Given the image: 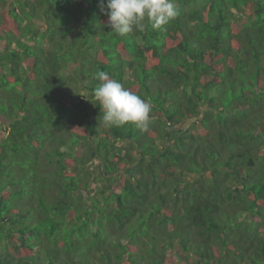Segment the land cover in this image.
Instances as JSON below:
<instances>
[{
  "label": "trees",
  "instance_id": "16d2710c",
  "mask_svg": "<svg viewBox=\"0 0 264 264\" xmlns=\"http://www.w3.org/2000/svg\"><path fill=\"white\" fill-rule=\"evenodd\" d=\"M173 2L119 36L100 0H0V264H264V0ZM99 72L146 129L103 125Z\"/></svg>",
  "mask_w": 264,
  "mask_h": 264
},
{
  "label": "clouds",
  "instance_id": "9594fccd",
  "mask_svg": "<svg viewBox=\"0 0 264 264\" xmlns=\"http://www.w3.org/2000/svg\"><path fill=\"white\" fill-rule=\"evenodd\" d=\"M100 11L108 16V26L119 36L144 31L147 26L160 29L178 15L173 0H100ZM100 85L94 90L104 113L105 127L133 123L146 129L150 122L151 105L120 82L99 72Z\"/></svg>",
  "mask_w": 264,
  "mask_h": 264
},
{
  "label": "rangeland",
  "instance_id": "374dc122",
  "mask_svg": "<svg viewBox=\"0 0 264 264\" xmlns=\"http://www.w3.org/2000/svg\"><path fill=\"white\" fill-rule=\"evenodd\" d=\"M36 45H39V41L38 40H36Z\"/></svg>",
  "mask_w": 264,
  "mask_h": 264
}]
</instances>
